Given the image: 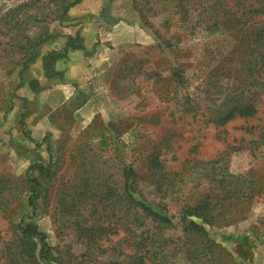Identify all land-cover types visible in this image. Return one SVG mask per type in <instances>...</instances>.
<instances>
[{"label":"rangeland","instance_id":"obj_1","mask_svg":"<svg viewBox=\"0 0 264 264\" xmlns=\"http://www.w3.org/2000/svg\"><path fill=\"white\" fill-rule=\"evenodd\" d=\"M26 1L29 0H0V44L7 41L1 17ZM174 1L178 0H123V6L114 8L109 3V20L122 19L133 24L140 17L146 25L136 24L148 39L109 47V60L101 64L93 62L94 51L83 53L97 74L64 103L41 94L33 97L27 83L19 86V68L13 64L17 56L0 46V187L4 188L1 194H17L19 202L23 201L26 170L33 163L50 164L48 178L39 176L36 168L29 171L30 178L40 182L38 189L46 191L44 209L32 221L45 233L50 246L71 264H80L86 247L72 232V226L62 225L58 201L62 196L70 199L82 188L84 179L109 183V174L121 162L131 164L142 178L169 180L182 185L184 196H195L199 193L197 178L203 170L192 165L219 160L221 167L214 174L210 172L213 177L227 173L250 179L251 170L259 176L256 189L248 196L251 200L236 216L243 215L244 219L211 229V236L231 253L232 264H264V90L256 101L254 118H236L222 127L206 124L202 115H206L208 106L204 96L208 87L226 88L237 83L233 74L216 80L209 73L218 58L229 53L233 45L238 46L239 40L235 42L222 29L207 30L206 25L212 22L207 8L218 0H183L191 9L193 23L199 21L197 14L202 9V23L184 30L175 28L177 17L170 13ZM235 2L228 4L264 7V0ZM240 20L244 27L264 26V15L253 19L244 16ZM52 28L69 34L65 29ZM33 31L43 32L37 28ZM64 41L59 38L47 44L42 53ZM173 68L178 69L183 84L175 82ZM22 77L27 82L33 74L29 69ZM251 142L258 144L254 151ZM152 156L162 170H148ZM10 205L14 207V202ZM169 206L173 213L175 205ZM22 211L30 213L22 207L6 215L0 211V249L2 243L14 242V225ZM244 236L248 237L250 247L241 243ZM123 237L120 233L109 240V234L105 235L97 242L92 261H109L110 247L118 246ZM176 264L188 263L178 259Z\"/></svg>","mask_w":264,"mask_h":264},{"label":"trees","instance_id":"obj_2","mask_svg":"<svg viewBox=\"0 0 264 264\" xmlns=\"http://www.w3.org/2000/svg\"><path fill=\"white\" fill-rule=\"evenodd\" d=\"M229 1L233 0H218L207 8L212 21L206 23L207 30L216 32L222 29L235 42L239 40L238 46L233 45L229 53L218 58L209 73V77L216 80L233 74V80L237 81L226 88L213 85L205 91L208 106L206 115L202 116L206 124L215 127L225 126L236 118H254L256 101L264 90V26L249 28L240 24L244 16L253 19L264 15V7L241 3L233 4V8L229 6ZM79 2L29 0L7 10L1 17L7 41L0 46L3 51L17 56L13 64L19 68V86L27 83L30 92L35 95L41 90L34 78L24 82L22 75L41 57L47 44L59 38L65 40L59 49L48 50L41 59L43 75L47 80H61L63 73L56 70V63L66 59L71 52L84 51L79 31L69 35L52 28L74 27L77 20L70 19L68 11ZM174 2L170 13L177 17L175 28L184 30L186 26L191 28L196 23H202L199 17L202 9L197 14L199 21L193 23L190 20L191 9L184 5L183 0ZM235 3L238 4V0ZM136 23L146 25L140 17ZM35 28L43 32L33 31ZM248 29H251L250 32ZM172 73L175 82L183 84L178 69L173 68ZM189 110L186 109L187 112ZM261 138L264 139V129ZM250 145L254 151L258 144L251 142ZM221 162L192 165L203 170L197 178L196 190L199 189V193L195 196H184L183 189L180 190L182 185L169 180L142 178L131 164L121 162L116 163L114 173L109 174V183L84 179L82 188L77 189L70 199L62 196L58 201L62 225L72 226V232L86 247L80 264H176L178 259L188 264H232L231 253L213 240L210 230L228 227L244 219L243 215L236 216L251 200L248 196L256 189L259 174L251 170L250 179L227 173H217L213 177ZM35 168L42 178L50 176V164L33 163L25 173L23 201L19 202L17 194L2 195L4 188L0 187L1 213L10 214L21 207L30 212H19L20 219L14 225L16 238L11 244L2 243L0 264H71L50 246L45 233L32 221L39 211H43L46 201V191L38 189V179L29 176V171ZM148 170L151 173L162 170L156 157L150 158ZM162 177H165L164 174ZM11 201L14 207H10ZM169 205H175L173 213ZM120 233L124 237L118 243L119 247H110L109 261L93 262L91 256L98 249L97 242L107 234L110 240ZM241 243L250 247L246 236L242 237Z\"/></svg>","mask_w":264,"mask_h":264},{"label":"crops","instance_id":"obj_3","mask_svg":"<svg viewBox=\"0 0 264 264\" xmlns=\"http://www.w3.org/2000/svg\"><path fill=\"white\" fill-rule=\"evenodd\" d=\"M109 3L112 8L114 5H117L116 7L124 5L123 0H80L79 4L68 11L69 18L77 21L76 26L69 27L74 30L73 32H70L69 28H65V31L67 30L69 35H74L79 31L84 51L71 52L66 59L56 63V70L63 73L61 80L44 78L41 59L48 50L44 51L30 67L32 78L38 82L41 90L35 95L27 88L30 95L35 97L41 94L43 97L55 98L59 103L67 102L77 88H81L84 82L97 74L93 69V64L85 61L83 53L94 51L93 62L101 64L109 60V47L130 42H144L148 39V35L136 22L126 24L122 19L109 20ZM61 46L58 44L55 49ZM48 86L50 88L45 89Z\"/></svg>","mask_w":264,"mask_h":264}]
</instances>
